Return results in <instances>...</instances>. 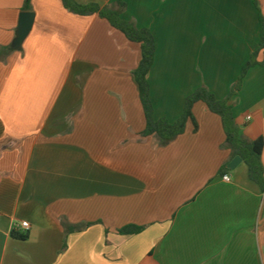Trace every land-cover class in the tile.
<instances>
[{
  "label": "crops",
  "instance_id": "crops-1",
  "mask_svg": "<svg viewBox=\"0 0 264 264\" xmlns=\"http://www.w3.org/2000/svg\"><path fill=\"white\" fill-rule=\"evenodd\" d=\"M123 1L121 18L155 40V120L175 122L201 86L226 100L258 49L252 0ZM23 4L0 0V264H264V192L241 158L228 168L220 118L198 102L197 131L188 122L164 147L142 138L139 46L61 0ZM22 13L33 22L14 48ZM227 104L242 137L264 141V67ZM130 225L143 230L117 233Z\"/></svg>",
  "mask_w": 264,
  "mask_h": 264
},
{
  "label": "trees",
  "instance_id": "trees-1",
  "mask_svg": "<svg viewBox=\"0 0 264 264\" xmlns=\"http://www.w3.org/2000/svg\"><path fill=\"white\" fill-rule=\"evenodd\" d=\"M30 1L24 0L23 11L30 10ZM65 9L79 16L97 14L98 17L108 22L115 30L119 31L128 42L137 44L140 48V60L132 75L137 86L138 97L142 107L145 128L141 133L142 138L153 137L159 147L167 146L177 137L184 134L188 122L193 124L194 131H197V123L194 119L193 106L201 102L208 111L217 115L222 123L225 134L224 147L229 149L232 158L240 157L248 170L249 179L257 184L264 192V169L261 162L264 141H248L242 137L235 124L232 108L227 101L235 95L242 86V82L247 72L256 66L264 67V17L258 7L257 0H252L254 7L258 11V49L251 55L249 60L242 66L237 82L233 85L226 100H218L207 88L201 86L188 95L184 102L181 116L173 123L166 119H154V108L150 99V84L148 81L149 71L154 63L155 40L147 29H138L132 22L121 18L122 12L126 8L123 0L117 1L110 6L103 8L94 4L80 5L73 0H61ZM8 53V50H0V60ZM263 54V60L258 57ZM223 173V172H222ZM78 230L77 227H67V233ZM143 228L138 226H125L117 231L118 234L128 236L142 232ZM12 237L24 240L26 236L12 232Z\"/></svg>",
  "mask_w": 264,
  "mask_h": 264
},
{
  "label": "water",
  "instance_id": "water-1",
  "mask_svg": "<svg viewBox=\"0 0 264 264\" xmlns=\"http://www.w3.org/2000/svg\"><path fill=\"white\" fill-rule=\"evenodd\" d=\"M33 22V14L31 13H22L20 15V20H19V32H18V37L15 41L14 48L20 47V44L22 41L25 39L27 36L28 32L31 29ZM241 163L240 157H235L231 163L229 164L228 168L230 169H235L238 164Z\"/></svg>",
  "mask_w": 264,
  "mask_h": 264
},
{
  "label": "built area",
  "instance_id": "built-area-1",
  "mask_svg": "<svg viewBox=\"0 0 264 264\" xmlns=\"http://www.w3.org/2000/svg\"><path fill=\"white\" fill-rule=\"evenodd\" d=\"M247 120H249V117H247ZM225 182H230V178L228 175H225L222 178ZM20 229L24 230V231H28L29 230V225L26 222H22L19 224Z\"/></svg>",
  "mask_w": 264,
  "mask_h": 264
}]
</instances>
